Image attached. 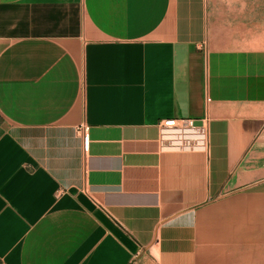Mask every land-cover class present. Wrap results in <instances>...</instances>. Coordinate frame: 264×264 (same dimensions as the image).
<instances>
[{
    "label": "crops",
    "instance_id": "1",
    "mask_svg": "<svg viewBox=\"0 0 264 264\" xmlns=\"http://www.w3.org/2000/svg\"><path fill=\"white\" fill-rule=\"evenodd\" d=\"M0 264H264V0H0Z\"/></svg>",
    "mask_w": 264,
    "mask_h": 264
},
{
    "label": "built area",
    "instance_id": "2",
    "mask_svg": "<svg viewBox=\"0 0 264 264\" xmlns=\"http://www.w3.org/2000/svg\"><path fill=\"white\" fill-rule=\"evenodd\" d=\"M207 100H209L207 98ZM200 124H195L194 119L188 118H165L158 122V127L165 138L175 146L189 148L191 141L200 140L204 135V119ZM81 134L83 150L89 145L88 126L82 123L78 127Z\"/></svg>",
    "mask_w": 264,
    "mask_h": 264
},
{
    "label": "water",
    "instance_id": "3",
    "mask_svg": "<svg viewBox=\"0 0 264 264\" xmlns=\"http://www.w3.org/2000/svg\"><path fill=\"white\" fill-rule=\"evenodd\" d=\"M200 123V120H195V124L199 125Z\"/></svg>",
    "mask_w": 264,
    "mask_h": 264
}]
</instances>
